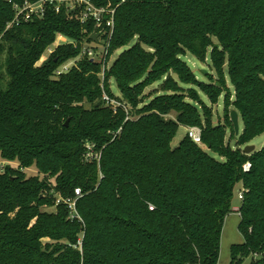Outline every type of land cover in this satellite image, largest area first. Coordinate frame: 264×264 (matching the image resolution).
<instances>
[{"label": "trees", "instance_id": "1", "mask_svg": "<svg viewBox=\"0 0 264 264\" xmlns=\"http://www.w3.org/2000/svg\"><path fill=\"white\" fill-rule=\"evenodd\" d=\"M26 1L39 0H0V264H218L239 184L243 243L231 247V264H264V148L242 149L264 134V0H90L116 9L106 63L135 41L104 81V63L89 57L56 75L93 42L94 24L49 8L8 29ZM58 35L77 47L41 62ZM188 53L201 62L210 53L209 83L181 59ZM104 92L128 113L106 106ZM201 94L211 105L223 98V125ZM232 111L244 123L238 136ZM180 127L201 128L223 161L188 136L172 147ZM88 144L99 161H86ZM76 189L83 222L50 194Z\"/></svg>", "mask_w": 264, "mask_h": 264}, {"label": "built area", "instance_id": "2", "mask_svg": "<svg viewBox=\"0 0 264 264\" xmlns=\"http://www.w3.org/2000/svg\"><path fill=\"white\" fill-rule=\"evenodd\" d=\"M49 8H53L57 13H60L62 9H66L67 11H70V13L75 14V18L83 26L88 25L89 23L94 24L96 31L95 35L99 34L97 43L99 44L102 43V45L104 46V57L102 60L104 64H103V71L101 73V79L102 81H104L105 71L109 68L108 63H106L105 56L107 55L108 46H109L108 40L112 38L114 33L116 9L110 7H97L90 0H39L37 2L26 1L22 6L14 5L15 18L8 25V29L14 25L19 26L20 24L32 21L33 19L44 17L46 11ZM64 44H72L75 47H77L76 41L71 40L63 35H58L56 42L52 45V46L55 45V48L53 49L51 46L47 49L48 57L55 52L57 47ZM96 56H97L96 50L89 48L88 42L82 43L80 57L69 60L71 61L70 63L68 62L64 63L62 66L58 68V70L56 71V75L59 76L68 73L74 66L77 65V63L83 57H89L95 60L97 58ZM48 57L46 58V60L48 59ZM102 100L106 106L122 107L128 113L127 107L124 106L120 100L116 98H111L105 92L103 93ZM186 136H188V138L192 140L195 144L199 146H203L201 128L188 127ZM86 149H87V152L85 154L86 161L100 160V156L94 152V145L88 144L86 146ZM6 164H7L6 162H2L1 164L2 169L5 167ZM243 169L244 172H249L251 169V164L250 163L245 164ZM50 194H52L55 197L56 206L62 204L67 207V209L70 212V219L72 221L78 220L80 222H83L77 210V203L79 199L82 198V193L80 189H76L75 195L69 198L61 197L59 194H56L54 190H52ZM243 197H244V190H241L239 194L240 201L243 200ZM237 212L240 215V209ZM79 245H81V242H79Z\"/></svg>", "mask_w": 264, "mask_h": 264}, {"label": "rangeland", "instance_id": "3", "mask_svg": "<svg viewBox=\"0 0 264 264\" xmlns=\"http://www.w3.org/2000/svg\"><path fill=\"white\" fill-rule=\"evenodd\" d=\"M97 42H89L88 47L96 50V52H97L96 60H97V62H101L103 60V57H104V46L102 45V43L99 44ZM134 43H135V41H133L130 44V46L118 50L111 57V59L108 61V66L110 67V65L118 58V56L123 51H125L129 47H131ZM214 43L215 44L217 43L216 40H214ZM52 48L54 49L55 45L52 46ZM47 57H48V53L46 51L41 62L46 60ZM181 59L188 64V66L191 68L193 73L196 75L197 79L201 82L209 83L208 74H212L213 77L216 76L215 72L211 68L210 53H208V55H207L206 62L199 61L196 57H194L190 53H188L186 56H182ZM70 62L71 61H68V63H70ZM174 78H176V77H174ZM228 83H229V81H228ZM229 86H230L231 91L233 92V90H234L233 87L230 84H229ZM111 90L116 97H120V99H121V94H120V92H119L114 81L111 82ZM159 90H160V84H155L146 90V94L151 93L153 91L154 92L159 91ZM201 98L203 99V101H205V103L207 105H209L212 108L214 124H222L223 125L225 122L223 98H221L219 103L216 105H211L209 103V100L207 99V97L202 95V94H201ZM187 128L188 127H180L176 138L172 142V147L175 148L180 144L182 139L187 134ZM243 130H244V123L242 121L241 116H239V135L241 133H243ZM230 135H231V131H228L227 141L230 142L231 146L235 148L237 137L234 140H230ZM247 146H255L257 151L262 150L264 148V134L255 138ZM247 146L242 147V149H245V147H247ZM201 147L205 148L204 146H201ZM204 150L210 156L215 158L216 160L223 161L222 158H220L217 154L211 152L207 148H205ZM14 166L16 167L17 164H14ZM37 174H38L37 171L35 169H32L28 175L29 176H35ZM241 190H242V186H241V184H239L236 187L235 192H234V199L232 201V212L225 219V223H224V227H223V231H222L221 248H220V256H219L218 264H231V247L233 245H238V244L243 243V237L238 230V227L240 224V216L234 212L235 207L241 206V201L239 199V193ZM46 210H48L49 212L56 211L55 208H47ZM250 262H251V257L246 259L244 264H249Z\"/></svg>", "mask_w": 264, "mask_h": 264}, {"label": "water", "instance_id": "4", "mask_svg": "<svg viewBox=\"0 0 264 264\" xmlns=\"http://www.w3.org/2000/svg\"><path fill=\"white\" fill-rule=\"evenodd\" d=\"M99 37V34L94 35L91 39L94 42H97ZM231 121L235 130V133L238 135L239 134V115L236 111H232L231 114ZM69 124V121L66 123V126ZM256 151V147L255 146H247L245 147V149H243V153L245 155H251L253 152Z\"/></svg>", "mask_w": 264, "mask_h": 264}, {"label": "crops", "instance_id": "5", "mask_svg": "<svg viewBox=\"0 0 264 264\" xmlns=\"http://www.w3.org/2000/svg\"><path fill=\"white\" fill-rule=\"evenodd\" d=\"M240 194V193H239ZM240 209V206H237V207H235L234 208V212L236 213V214H238L239 215V213L237 212L238 210ZM240 216V215H239Z\"/></svg>", "mask_w": 264, "mask_h": 264}]
</instances>
